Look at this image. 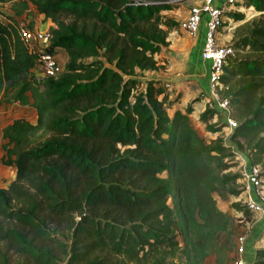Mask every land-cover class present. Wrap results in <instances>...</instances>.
Returning <instances> with one entry per match:
<instances>
[{
	"label": "trees",
	"instance_id": "1",
	"mask_svg": "<svg viewBox=\"0 0 264 264\" xmlns=\"http://www.w3.org/2000/svg\"><path fill=\"white\" fill-rule=\"evenodd\" d=\"M9 3L19 16L34 5L52 22L50 50L70 56L64 76L38 79L39 55L0 14V94L37 114L3 129L0 163L15 168V178L0 187V264H175L183 244L223 251L228 262L233 232L214 195L213 162L239 197L242 174L230 170L237 154L195 129L190 115L201 98L171 115L166 83L144 79L160 68L156 56L180 25L164 16L172 5L0 0ZM240 5L261 14L235 32L218 93L237 120L230 142L249 150L264 179V0ZM227 15L234 23L246 18ZM217 113L207 107L201 119ZM233 208L249 214L242 201ZM254 264H264V248Z\"/></svg>",
	"mask_w": 264,
	"mask_h": 264
},
{
	"label": "built area",
	"instance_id": "2",
	"mask_svg": "<svg viewBox=\"0 0 264 264\" xmlns=\"http://www.w3.org/2000/svg\"><path fill=\"white\" fill-rule=\"evenodd\" d=\"M135 5L164 4L173 5L178 0H132ZM237 2L240 0H223L216 4L215 0H197L190 5L187 16L180 22L181 29L195 35L204 26V40L202 43V57L211 63L210 91L213 99L210 107L215 109L223 117L225 127L229 130L226 145L231 144L232 150L236 152L239 159L241 182L244 191L238 197L247 209L253 213L264 214V179L261 177L260 166L250 162L249 154L242 153L237 145L230 142V135L237 126V120L232 116V109L227 98L220 97L218 88L221 86V77L224 73V65L228 56L235 54L231 44L222 42L221 32L226 22H232L227 13L239 11ZM243 2V0L241 1ZM31 21L22 18L17 22V28L21 38L27 44L31 52L39 55L38 65L34 73L38 79L42 77H55L63 72L62 64L57 60L56 54L50 50L52 34L49 28L32 27ZM256 194L259 199L252 195ZM245 196L243 197V195ZM242 196V197H241ZM243 215V213H241ZM248 249L247 238L239 235L236 238V257L233 264H248L245 254Z\"/></svg>",
	"mask_w": 264,
	"mask_h": 264
},
{
	"label": "rangeland",
	"instance_id": "3",
	"mask_svg": "<svg viewBox=\"0 0 264 264\" xmlns=\"http://www.w3.org/2000/svg\"><path fill=\"white\" fill-rule=\"evenodd\" d=\"M240 4H243L241 2ZM245 1V0H243ZM197 2V0H178L176 4H173L171 6L170 10L164 11V16L173 20H182L187 14V10L189 9L190 5ZM12 4H0V14L2 15V18L4 20L10 21L12 23L19 22L22 18H25V20L31 21L32 27H43V28H49L52 26V22L50 19H47L43 14H41L37 8L30 4L29 8L24 12L23 15H17L13 9ZM237 5L238 12L244 13L246 18L239 22H232L229 26H225L224 30L221 32V40L224 43H227L228 45L232 43V38L234 35H236V31L243 26V24L247 22H251L252 20L256 19L260 16L261 12L256 11L253 7H246L244 5ZM174 29H177L181 36H184L182 33V30H180V25L176 26ZM171 36V35H170ZM58 54L60 57H63L64 60L58 57V61L63 66V74L61 76H64L67 73L68 70V63H69V51L64 48V51L59 50ZM150 79V75L146 74L144 79ZM171 84V82H169ZM40 83H38L39 85ZM165 96H166V106L169 109V113L173 115L174 110H177L179 108H184L186 110V107L188 105V101H186V98L184 97V93H178L176 89H172L173 87L167 85L165 87ZM176 90V91H175ZM183 95V97H182ZM212 100V99H211ZM197 105V104H196ZM207 107L210 108V101ZM204 105V107L206 106ZM232 109V108H231ZM196 114H193L191 118V122L194 125L195 129L198 131V133L204 138L206 143L212 142L214 139L220 137L223 138L226 136V132H228V129L225 126H222V129L213 132L212 130L208 129L206 125H214L215 127H219L220 124H223V121H221V115L218 114L219 121L214 123H209V119L206 121H203L201 119V116L203 113H201L200 109L196 111ZM217 116V118H218ZM37 117L36 110L32 106H26L21 105L19 102H14L11 100H8L6 95L3 93L0 94V153L3 151V129L11 123L16 118H26L31 121H35ZM215 117V116H213ZM216 118V121H217ZM206 123V124H205ZM218 125V126H217ZM221 126V125H220ZM234 143V142H233ZM237 145V143H236ZM238 147V145H237ZM239 148V147H238ZM240 151L244 154H248L249 150L246 148H239ZM232 157H226L225 162H227ZM234 166L230 169L233 173H239L240 171V165L238 162L239 159H232ZM213 167L215 168L216 174L220 177V184L219 189L214 193L215 198L217 200L218 207L227 213L228 217L230 218V230L233 232V236H230V238L233 239V248L228 251V255L230 260L228 262L225 261V255L223 254V251H215L214 253H207L202 254L201 252H192L185 248V244H183L182 252L178 254V256L172 260L175 264H233V261L236 257V249L235 248V242L236 237L238 234L243 232L242 226L244 225L243 221H240V215L238 214V211L233 208V203L239 200L238 197H235L230 192V186H233L234 183L232 181H229L228 183L223 179V174H225L227 171H223L219 169L216 165V161L213 162ZM163 176H167V173H164ZM15 178V174L13 169L6 170L5 168H0V187L2 185L9 186L11 181ZM240 180H237L235 182L236 185H238V189L240 188ZM251 212L249 211V214L246 212L244 214L245 218L250 219ZM186 251L189 253L187 254ZM170 260V259H169Z\"/></svg>",
	"mask_w": 264,
	"mask_h": 264
},
{
	"label": "crops",
	"instance_id": "4",
	"mask_svg": "<svg viewBox=\"0 0 264 264\" xmlns=\"http://www.w3.org/2000/svg\"><path fill=\"white\" fill-rule=\"evenodd\" d=\"M222 2L223 0H215L216 4H221ZM184 18H182V20ZM182 20H179V23ZM180 30H182V33L184 32V36H181L177 29H173L169 32V45L156 56L159 60L160 68L158 70L147 71L146 74L150 75V78L160 80L163 84L167 83V85L173 87L172 89H176L178 93L183 92L184 97L188 102L196 97L201 98L194 105V111L190 115V117H192L193 114L197 113L196 111L198 109L203 113L208 106L206 104H209V101L213 99L210 91L209 78L211 63L205 60L201 54L202 43L204 40V26H201L195 35L181 29V27ZM59 50L64 51V48ZM56 57L57 59L59 57L64 60V58L60 57L58 54H56ZM169 82H171V84ZM204 105L206 106L204 107ZM179 109L183 111L185 110L184 108ZM214 116L215 117H210L209 123H216L219 121L220 117L218 114H215ZM221 121L224 122L222 116ZM228 134L229 130L226 132V136L224 137L225 140L228 137ZM3 153L4 150L0 153V158ZM0 168H5L6 170L9 168L13 169L15 174V168L13 167L0 163ZM1 187L7 186L2 185ZM252 195L254 198L259 199L258 195L253 193ZM244 196L245 194L243 197ZM238 214L240 215V219H242L240 221H243L244 223L242 226L243 232L238 234V236H246L248 249L245 257L248 264H254L256 251L260 248H264V214L251 212L250 219L245 218L244 213L241 215V212H238Z\"/></svg>",
	"mask_w": 264,
	"mask_h": 264
}]
</instances>
